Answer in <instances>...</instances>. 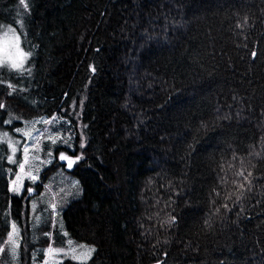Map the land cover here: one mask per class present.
Returning a JSON list of instances; mask_svg holds the SVG:
<instances>
[{
    "label": "trees",
    "instance_id": "trees-1",
    "mask_svg": "<svg viewBox=\"0 0 264 264\" xmlns=\"http://www.w3.org/2000/svg\"><path fill=\"white\" fill-rule=\"evenodd\" d=\"M24 4L0 0L32 52L0 70V125L55 117L82 156L61 214L95 247L84 264H264V0ZM6 156L0 144V246L11 220L22 239L0 264H39L57 230L30 228Z\"/></svg>",
    "mask_w": 264,
    "mask_h": 264
},
{
    "label": "rangeland",
    "instance_id": "rangeland-1",
    "mask_svg": "<svg viewBox=\"0 0 264 264\" xmlns=\"http://www.w3.org/2000/svg\"><path fill=\"white\" fill-rule=\"evenodd\" d=\"M15 30V35L19 36V41H20V48L24 52H29L28 50L24 49L23 47V41H22V36L20 31L15 28L13 25L8 24L7 22L0 21V48H3L4 51L6 52L11 44V42L14 39L13 32L9 30ZM31 52V51H30ZM32 57V52L29 60ZM27 61L24 66V70L29 68L30 61ZM1 69H9V68H0ZM11 70V69H9ZM47 120L45 117L41 118H33L29 120H23L20 119V123H14V121H17L18 119H12L8 118L5 119L2 122V125H0V134L2 133H8L9 137L12 141H19L21 145L27 144L29 146V152L30 154H34L35 156L39 157V160H30L31 163L35 164L37 167L40 168V173L38 180L36 181L35 184H32L30 180L27 178L24 179L23 182V190L20 194H22L25 197V200H27L29 203V211L27 217L31 223L30 228H35L36 226L42 225L44 222H41L37 224V218L38 217H50L51 209L47 212H42L41 210L44 208H48L49 203H55L57 205L59 215L58 216H52L49 218L50 220V226L52 227V220H56L58 222H62V209L66 204H68L71 199L76 198L80 192L81 188L79 187V182L77 179L69 173V168L67 167V162L66 161H61L59 159L60 153L63 152L68 156H72L73 158L74 153H73V146L71 144V141L69 140V143L71 144V147H68L63 143L64 139H67L66 134L62 135L60 133H54L50 131L47 128V123H38L41 119ZM11 119V123H5V121H8ZM15 129H23L24 131H29L31 132V137H25L22 132H17ZM72 137L75 136V133H71ZM39 136L40 137V144L39 148L41 149L40 151H34V145H33V138ZM49 136H52L53 138L55 137H60L59 140H57L56 144H51V141L48 139ZM0 144H5V147L7 149V156H6V162H8L7 157L12 155V150L11 147L7 143H0ZM51 152V156H48L47 153ZM15 158L17 160H22V152L17 151ZM48 161L51 160V163H45V164H40L39 161ZM8 164H10L8 162ZM7 164V165H8ZM63 167L65 169H63ZM7 168H10L13 170V172L18 173L19 169L17 168L16 165L10 164V167L8 166ZM27 171V167H26ZM14 179L13 178L10 180L9 184L11 187V181ZM78 182V184L76 183ZM39 185V186H38ZM31 186L33 188V193L31 196H29L27 192V188ZM37 186L39 187L37 189ZM16 194V193H13ZM18 195V194H17ZM33 204L36 205L35 211H33ZM15 223L17 227L19 228V236H18V243H20V240L22 239V233H21V226L16 223L15 220H11L10 222V227L9 230L7 231V234L4 238V243L3 246L9 249V246L7 245V240H8V235L12 231L11 225ZM53 228V227H52ZM56 234L57 238L55 239L54 235H51V238L49 237V244L46 247V250L43 251L45 253L44 259L41 263L39 264H45L47 261L48 264H59L62 260L66 259L62 256H50L47 252L48 248L51 247L56 249V248H61L64 247L65 251H69L68 248L65 246L68 243V240L70 238H67V236L63 235L65 231L57 227L56 228ZM54 233V232H53ZM73 244L77 246L76 251H77V256L75 261H87L94 252L91 253L90 257L85 255L89 249H95V247L91 244L84 243V242H77L71 239ZM79 245H83V248H80ZM10 259L11 262L17 261L16 259H13L11 253H10Z\"/></svg>",
    "mask_w": 264,
    "mask_h": 264
},
{
    "label": "snow or ice",
    "instance_id": "snow-or-ice-1",
    "mask_svg": "<svg viewBox=\"0 0 264 264\" xmlns=\"http://www.w3.org/2000/svg\"><path fill=\"white\" fill-rule=\"evenodd\" d=\"M21 4L27 7L26 4H24V0H20ZM13 32L14 39L11 42L8 50L5 52L3 48H0V68H9L11 70H15L17 72H23L24 71V66L25 63L29 60L31 56V52H24L20 48V41H19V36L15 35V30H9ZM94 71V69H93ZM9 87H12L9 85ZM15 90V89H14ZM4 105L0 104V108H3ZM12 119H15L13 117ZM56 118L53 117L52 120H44L43 118L38 121V123H52ZM5 123H11V119L8 121H5ZM17 132H22V134L25 137H31V132L29 131H24L23 129H15ZM48 139L51 141V144H56L57 140L60 139V137H55L53 138L52 136H49ZM70 138L64 139L63 143L67 145L68 147H71V144L69 143ZM0 143H7L12 150V155L7 157V160L10 164L16 165L17 168L19 169V172H13L12 169H9V173H11L14 176V179L11 181V188L10 190L13 193L20 194L23 190V182L24 179L27 178L32 182V184H35L36 181L38 180L39 173H40V168L37 167L35 164L31 163L30 160H39V157L35 156L34 154H30L29 152V146L27 144L21 145L19 141H12L9 137L8 133H2L0 134ZM40 144V137L37 136L33 138V145H34V151H40L41 149L39 148ZM80 147H84L83 143L80 144ZM22 152V160H17L15 158L17 151ZM48 156H51V152L49 151L47 153ZM2 159V157H0ZM59 159L61 161H66L67 162V167L71 169L74 164H76L77 161L82 159V156H75L74 158L72 156H68L65 153L61 152ZM40 164H45V163H51V160L48 161H39ZM27 167V171H26ZM240 175H243V173H240ZM251 175V173H249ZM247 179V177H245ZM78 184V182H76ZM243 187V185H241ZM27 192L29 196L32 195L33 193V188L29 186L27 188ZM33 211L36 209V205L33 204ZM51 209L50 217L52 216H58L59 211L57 208V205L55 203H49L48 208H44L41 211L42 212H47ZM50 217H38L37 218V224L41 222H45L47 219ZM52 227L56 229L57 227L62 228V222H58L56 220H52ZM12 231L8 235V240H7V245L9 246V250L11 252V255L13 259H16L18 256V249L20 247L18 243V236H19V228L15 223L11 225ZM45 235L49 236L51 238V233H45ZM63 235L67 236V233H64ZM66 248L69 249V251H65L64 247L61 248H52L51 245L48 248L47 252L50 256H62L67 259L75 260L77 256V251L73 242L71 239L68 240L67 245L65 246ZM80 248H83V245H79ZM5 251V248L3 246H0V253H3ZM43 251V250H42ZM95 249H89L85 255L89 256L91 255L92 252H94ZM45 264H48L46 261ZM55 264V262H53ZM77 264H84V261H77Z\"/></svg>",
    "mask_w": 264,
    "mask_h": 264
}]
</instances>
